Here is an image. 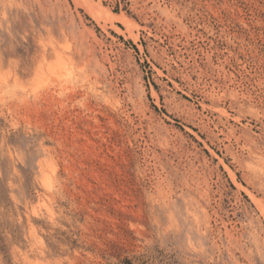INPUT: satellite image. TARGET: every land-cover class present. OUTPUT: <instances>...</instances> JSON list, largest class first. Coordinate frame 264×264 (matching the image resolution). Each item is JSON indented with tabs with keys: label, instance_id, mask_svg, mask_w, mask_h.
<instances>
[{
	"label": "rangeland",
	"instance_id": "obj_1",
	"mask_svg": "<svg viewBox=\"0 0 264 264\" xmlns=\"http://www.w3.org/2000/svg\"><path fill=\"white\" fill-rule=\"evenodd\" d=\"M0 264H264V0H0Z\"/></svg>",
	"mask_w": 264,
	"mask_h": 264
},
{
	"label": "bare ground",
	"instance_id": "obj_2",
	"mask_svg": "<svg viewBox=\"0 0 264 264\" xmlns=\"http://www.w3.org/2000/svg\"><path fill=\"white\" fill-rule=\"evenodd\" d=\"M51 168V167H50ZM16 183V182H15ZM21 183V182H20ZM47 183V182H46ZM17 186V185H16ZM18 189V188H17ZM22 189V188H21Z\"/></svg>",
	"mask_w": 264,
	"mask_h": 264
}]
</instances>
